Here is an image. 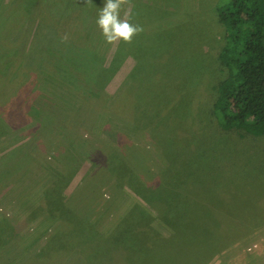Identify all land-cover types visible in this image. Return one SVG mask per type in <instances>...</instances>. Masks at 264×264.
Returning a JSON list of instances; mask_svg holds the SVG:
<instances>
[{
    "label": "rangeland",
    "instance_id": "1",
    "mask_svg": "<svg viewBox=\"0 0 264 264\" xmlns=\"http://www.w3.org/2000/svg\"><path fill=\"white\" fill-rule=\"evenodd\" d=\"M227 1L143 0L145 2L143 4L140 0H129V3L122 8V18L125 13H130L131 22L143 27L142 39L137 47L141 50L139 57L142 56L139 71L145 74L144 83L149 87L152 95L144 98L145 89L136 80L134 83L138 89V98L143 104L140 106L137 102L134 105V100L138 98L127 96L126 106L132 110L131 107L134 105L135 109L139 108L138 111L142 113L132 116L134 118L142 115L137 122L139 129L142 128L140 124L143 118L151 117L152 124L148 128L154 132V134L148 132L146 139L132 138L131 143H127L126 146V150L130 152L127 159H132L138 173L144 177V182L146 177L149 179L146 184L155 178L159 186L163 187V181H169L174 175V181L180 179L177 175L180 161L174 157L175 162L168 163L163 156H159L158 145L169 144L177 139L180 146L177 145L174 151L178 156L182 155L183 162L191 163L188 172L195 181L197 180L196 182H199V187L210 191L215 181L224 184L223 190L211 198L218 197L217 200L222 205H230L233 208L230 211V217L228 216L230 220L233 219L232 223L240 218H246L244 221L251 219L249 226H234L225 232L224 230L232 223H227L228 217L226 220H219V226H214L216 228L212 231L211 239L221 254L214 255L207 264L218 262L264 264V224L258 220L259 215L264 217V137L242 138L234 132H225L219 127L212 111L217 97L214 86L225 77L223 67L218 60L219 52L226 42L225 33L220 27L216 7ZM70 2V6L77 7H65ZM102 4L103 0H93L92 4H86V0H9L5 7L2 4L0 6V31L2 30V36L9 37L14 30V39L11 41L12 53H6L4 58L8 66L11 64L20 66V63L24 62L22 56L11 58L18 53L14 51L16 44L19 52H29L33 56L37 54L39 47L45 49L43 66L45 72L52 74L62 72L70 78V73L75 76L77 72L69 70L70 73L67 74L65 72L67 70L64 69L66 65L80 69L81 73L78 74L80 80L92 85V88L89 86L84 90L90 89L92 93L100 96L91 109L80 106V109L84 110L83 113L91 115V124L85 130L90 132L93 129L94 140L97 139L108 152L114 149L113 144L110 142L109 145V142L101 140L100 131L107 124L106 111H109L110 105L122 91L128 78L136 72L138 60L134 56V51L136 38L140 33L134 36L131 43L123 41L114 44L106 43L101 30L95 23ZM21 5L25 15H19V11L17 13ZM55 33L60 34V37L58 35L60 40L58 37L55 38ZM73 33L76 35L73 36ZM65 34L69 35L68 40L62 42L61 38ZM86 37L87 41L84 40ZM61 42L65 48L59 46V51L57 45ZM77 48L89 51L86 56L94 53L97 57L87 62L85 59L71 58L74 55L68 51ZM66 49L68 50L64 51ZM58 55H63L72 63L65 65L66 59L58 58ZM92 65L95 67L94 73ZM16 66L13 69L16 75L8 76L4 80L2 77L6 75V72H4L5 69L0 68V99L16 96L11 98L7 111H3V118L6 121H15L19 117V110L28 111L30 105L27 106L26 102L20 105L19 97V93L27 88L26 85L32 89L35 83L39 82L42 87L45 84L44 78L35 81L37 76H40L39 78L44 76H41L40 69L19 71ZM25 75L28 76L27 81L22 78ZM137 77L139 80L143 79L141 75ZM47 86L49 96L61 99L60 96L64 94L62 101L69 100L70 105L77 103L71 89H63L58 83L52 82H49ZM29 91L28 89L26 92ZM36 92L44 95L41 88H37ZM78 95L81 96V94ZM155 106L158 109L156 111H159L158 128H154L153 125L156 117L154 116L153 119V114L156 113ZM108 122H110L109 118ZM165 138L166 141H164ZM2 139L3 137H0L1 150H5L6 146L4 153L12 152L8 159H3V162L8 163L11 158L18 159L16 162L12 161L13 167L10 168L22 170L20 176L24 178L17 177L14 182L19 185L23 180L24 186L21 188L22 191L18 187L15 188L19 195L11 193L5 202H1V198L8 189L0 190V210L5 212L7 217L15 222H22V226H25L23 231L25 235L21 234L23 235L21 237L26 238L25 244L36 238H40L43 243L47 238L51 239L60 232L59 225L50 223L47 216L35 220L36 216L29 214V210L40 202L41 191L49 182L47 174L41 172L39 166L29 173L27 156L23 154L31 150H24V152L18 150L20 143L13 145V140L17 137L13 140L7 139L6 143ZM149 143L154 145L153 149L148 145ZM99 144H96L98 148ZM65 164L69 165V162L66 161ZM90 167L89 162L76 167L77 172L74 178L63 191L61 200L64 202L55 201L51 206L52 203L46 204L42 201L41 205H46L48 216V211H51L55 217L70 227L73 233L93 230L102 235L103 232L108 233L114 229L117 220L127 211L131 203L137 201V198L127 189H122L123 185L118 183L110 173L92 170L88 175ZM84 181L86 182L83 185ZM231 182V192L226 193L229 189L226 188L225 183ZM25 189L26 192L30 190L32 194L23 192ZM51 198L54 200L53 194ZM196 200L195 205L203 204L202 201ZM216 204L219 203L216 202ZM252 209L259 210L252 213L250 212ZM224 224L226 225L223 226ZM245 228L248 235L240 239ZM229 235H232L230 238L236 243L234 245L227 243L228 250L221 251L224 244H218L216 238L224 240L223 237ZM19 246L24 247V245ZM20 251L21 249L17 248L14 251L11 249L8 255L4 254V257H0V264H10L12 258H16ZM118 253L123 254L124 251ZM87 254L89 255V250L82 249L80 246L73 250L72 257H76V264H86L84 257L87 258ZM91 255L93 262L103 260V264H110V254L104 257L97 254Z\"/></svg>",
    "mask_w": 264,
    "mask_h": 264
},
{
    "label": "trees",
    "instance_id": "2",
    "mask_svg": "<svg viewBox=\"0 0 264 264\" xmlns=\"http://www.w3.org/2000/svg\"><path fill=\"white\" fill-rule=\"evenodd\" d=\"M8 1L0 0V6L2 4L5 7ZM140 2L145 3L143 0ZM62 5L64 6L63 3ZM70 5L71 2L65 7H77ZM216 8L218 21L220 27L224 29L226 42L218 55L225 77L214 86L217 97L213 104V115L217 119L219 127L225 132H234L242 138L246 136L264 137V0H228ZM150 9L153 10V8ZM17 13L25 15L22 5L18 7ZM5 20L7 21V19ZM1 31L0 50H5L0 53V68L5 69L6 75L2 77L4 80L8 76L16 75L13 71L16 64L8 66L7 60L4 61L5 55L12 53L11 41L14 39V30L9 37L2 36ZM142 34L143 32L136 38L134 51V56L138 60L136 72L128 78L126 85L110 105L109 111H106L107 124H104L105 126L100 131L103 138L100 139L109 142V145L110 142L113 144L114 149L108 152L98 143L97 139L94 140L93 129L90 132L85 130L91 124V115L83 113L84 110L80 109V106H87L91 109L100 96L92 93L90 89L84 90L89 86L92 88V85L85 84L80 80L78 75L81 73L80 69L66 65L72 62L63 55H58V58L67 61L64 68L67 71L65 72L69 74V70H71L76 71L77 74L74 76L70 73V78H68L62 72L59 74L45 72L43 70L45 49L39 47L37 54L33 56L29 52H19L16 44L14 45V51L18 53L11 58L22 56L24 61L20 63V66H16L17 70H36L38 68L41 70V76H44L42 78L37 76L35 81L44 78L45 84L42 87L39 82L35 83L32 89L26 85L25 91L19 93L20 105L26 102L27 106H30L28 111L18 109L20 114L15 121H6L3 118V111H7L6 108L11 104V98L16 96L0 99V137H3L2 141L4 142L17 137L16 140H13V145L20 143L18 150L22 152L31 150V152L23 154L27 156L29 173L39 166L41 172L47 174L49 182L44 189L42 188L40 202L29 210V214L35 215V220L47 216L50 223L54 222L55 225H59L60 232L51 239L46 237L47 239L43 243L40 238H36L25 244L26 238L21 237L25 235L23 233L25 226H22V222H15L12 218L7 217V214L0 210V257L4 254L8 255L11 249L13 251L16 248L21 249L16 258H12L10 264H76L77 260L76 257H72V252L80 246L82 249L89 250V255H86L88 257H84L86 264H103V260L91 261V254L102 257L110 254V264H207L214 255L221 254L211 239L212 231L216 228L214 226H219V220H226L228 216L230 217L229 214L233 208L230 205H222L217 200L218 197H211L218 195L217 193L223 190L224 184L215 181L210 191L199 187V182H196L197 180L195 181L188 172L191 163L183 162L182 155L178 156L174 151L176 147L180 146L177 139L169 144L158 145L159 156H163L165 160H168V163H173L174 157L180 161L177 174L180 179L174 181V175L169 181H163V187L159 186L155 178L146 184L149 179L146 177L144 182V177L138 173L132 159H127L130 152L126 150V146L127 143H131L132 138L146 139L148 132L154 134L148 128L152 124L151 117L143 118L142 124H140V126L142 125L141 129L138 128L137 122L142 115L132 118L134 114H142L138 111L139 108L135 109L134 105L137 102L140 103V106L143 104L142 101H139L138 89L134 82L137 80L143 85L144 98L152 96L151 90L144 83L145 74L143 75L139 71L141 69L139 66L140 57L142 56L139 57L141 50L137 47L142 39ZM49 35L51 36L52 33L50 32ZM58 35L60 37L59 33ZM58 35L55 33V38ZM84 40L87 41V37ZM44 46L46 45L44 44ZM59 46L62 48L64 44L61 42L57 45L60 51ZM88 52L78 48L68 51L74 55L71 58L85 59L86 62L97 57L94 53L86 56ZM94 71L95 67L92 65V72L94 73ZM140 75L143 79L139 80L137 76ZM27 77V75L22 76L25 80ZM49 82L58 83L66 90L71 89L77 103L70 105L69 100L62 101L64 94L60 96L61 99L49 96L46 89ZM150 87L152 88L151 81ZM37 88H41L44 95L38 94ZM28 89L30 91L27 93ZM127 96L138 98V100H134L132 110L126 106ZM12 107L14 106L12 105ZM156 110L158 109L155 106L154 128H158L159 111ZM13 111L15 112V109ZM21 115L23 116L21 117ZM108 118L110 122H108ZM166 140L165 138L164 141ZM96 144H99V148ZM148 145L153 149V144L149 143ZM6 149V146L5 150L0 148V154L3 153L2 156L0 155V190L8 189L3 194L1 202H5L11 193L19 195L15 188L18 187L22 191L21 188L24 186L23 180L19 185L14 182L17 177H22L20 176L22 170L10 168L13 167L12 161L16 162L18 159L11 158L8 163L3 162V159H8L12 153H4ZM66 161L69 162V165L65 164ZM83 161L90 163L88 175L92 170L93 172L101 170L110 173L118 183L123 185L122 189H127L137 198V201L131 203L127 211L117 220L114 229L108 233L103 232L102 235L93 230L73 233L70 227L55 217L51 211H48V216L46 205H41L42 201H45L46 204L55 201L64 202L61 200L63 191L70 185L69 183L77 172L76 167L83 165ZM226 185V188L229 189L226 193L231 192L232 182L225 183ZM190 186H195V188L191 187L190 189ZM23 192H26V189ZM26 193L30 195L31 192L29 190ZM52 194L54 200L51 198ZM196 199L202 201L203 204L195 205ZM53 205L52 203L51 206ZM70 207L73 208L71 204ZM229 217L228 224L233 222V219L230 220ZM22 233L23 235H21ZM19 245H24V247L21 248ZM112 249L113 251H111ZM122 250L123 254L118 253Z\"/></svg>",
    "mask_w": 264,
    "mask_h": 264
},
{
    "label": "clouds",
    "instance_id": "3",
    "mask_svg": "<svg viewBox=\"0 0 264 264\" xmlns=\"http://www.w3.org/2000/svg\"><path fill=\"white\" fill-rule=\"evenodd\" d=\"M92 3L93 0H86V4ZM128 3L129 0H103L102 6L99 7L95 23L106 43L114 44L119 41L131 43L134 36L143 31L141 25L131 22L130 13H125L122 18L121 10ZM61 39L62 42H66L68 35L65 34Z\"/></svg>",
    "mask_w": 264,
    "mask_h": 264
},
{
    "label": "crops",
    "instance_id": "4",
    "mask_svg": "<svg viewBox=\"0 0 264 264\" xmlns=\"http://www.w3.org/2000/svg\"><path fill=\"white\" fill-rule=\"evenodd\" d=\"M256 210H259V209H254V211H256ZM254 211H253V209L250 211V212H252V213H254ZM260 212V211H259ZM259 215V214H258ZM261 215H259V218H258V220L261 222L262 221V224H264V217H260ZM244 219H246V218H240V220H236V222H234V223H232L231 225H229V227L226 229V230H224V232L225 231H228L231 227H234V226H239V227H242V226H249V222H250V220L251 219H248V220H246V221H244ZM232 235H234V234H232ZM232 235H229V236H225V237H223L224 238V240L223 239H218V238H216L217 239V241H218V244H220V243H223L224 244V246L222 247V249H221V251H225V250H228V246H227V243L229 244L230 243V245H234V243H236V241L235 240H231V238H230V236H232ZM242 236L240 237V239H243L245 236H247L248 235V232H247V230H246V228H245V231L241 234ZM231 240V241H230ZM239 240V239H238ZM220 246V245H219ZM218 246V247H219ZM221 247V246H220ZM217 264H224V263H222V262H218Z\"/></svg>",
    "mask_w": 264,
    "mask_h": 264
}]
</instances>
